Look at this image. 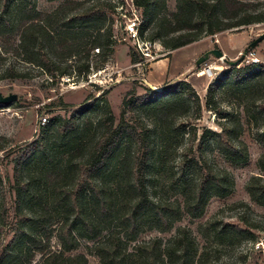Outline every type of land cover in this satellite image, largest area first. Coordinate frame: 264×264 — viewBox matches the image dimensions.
Wrapping results in <instances>:
<instances>
[{"label": "rangeland", "instance_id": "obj_1", "mask_svg": "<svg viewBox=\"0 0 264 264\" xmlns=\"http://www.w3.org/2000/svg\"><path fill=\"white\" fill-rule=\"evenodd\" d=\"M155 1L157 12L162 15L177 10L178 0ZM247 1L260 2L264 6V0ZM133 4V0H0V9L5 8L13 21L12 27L0 31V91L3 95L18 94V100L11 105H0V148L6 147L0 150V173L4 187L12 191L8 198V222L17 221L14 215L16 160L28 143L41 140L43 147L37 148L33 160L23 163L22 177L29 187L23 193L22 210L31 219L44 214L51 227L42 232L43 245L39 246L30 264H39L43 254L60 249L57 229L66 218L73 217L74 210L67 202L63 207H55L53 202L58 194L55 185L72 187L75 184L77 164L84 161L106 131L108 107L115 127L124 117L129 123L150 128L153 156L145 170L148 193L155 201H172L181 206L185 199L169 179L181 172L183 153L199 158L203 132L206 129L221 132L222 126L230 124L232 140L247 144L248 162L229 160L215 138L208 141L204 154L209 167L233 176V192L210 198L201 216L193 217L185 212L170 231L148 230L138 236V241L161 237L166 242L180 227H187L196 238L200 257L205 254L204 264H264V206L253 201L247 189L253 176H264L259 167L264 153V146L258 140V135L264 134V114L258 108L260 95L249 89L243 79L219 81L225 71L231 69L229 61H235L236 67H245L255 62L254 59L264 64V40L246 52L249 44L264 33V22L205 36L200 42L176 52L177 61L199 50L198 59L213 49L225 54V59L210 54L193 70L199 73L209 64H215L217 69L213 76L201 72L199 75L203 76L196 86L188 81L201 100L200 111L191 103L194 97L181 84L180 78L167 81L162 88L153 89L140 83L150 64L164 57L170 49L158 40L151 46L154 58H146L133 45V39L123 35L119 28L123 16L136 14L141 24L143 22V9L132 8ZM93 5L102 8L114 5V8L90 19L81 16ZM157 19L153 16L145 36L154 32ZM34 24L41 28H34ZM83 27H90L89 33L93 35L83 37ZM109 27L112 28V52L108 61L101 65ZM35 35L56 61V75L48 74L33 62L37 59L31 43ZM22 39L26 41L23 48L19 47ZM134 60L141 62L136 65ZM85 62L92 66L90 72L80 70ZM61 71H66L64 76L59 74ZM176 85H179L175 90L176 100L162 105V98L156 93ZM128 92L131 94L126 97ZM45 115L48 122L41 126L40 118ZM56 116L62 118L63 126L48 125ZM128 147L121 144L112 155L114 165L117 163L126 170L130 167L126 161ZM189 185L191 192L194 183ZM211 223L214 225L210 228ZM228 225V230L217 233ZM86 233L77 231L80 245L72 253L86 256L91 264H100L93 248L105 241L106 232L94 239L86 237ZM13 235L9 230L3 242H10Z\"/></svg>", "mask_w": 264, "mask_h": 264}, {"label": "trees", "instance_id": "obj_2", "mask_svg": "<svg viewBox=\"0 0 264 264\" xmlns=\"http://www.w3.org/2000/svg\"><path fill=\"white\" fill-rule=\"evenodd\" d=\"M133 3L144 12L143 22L139 28L141 37L152 43L160 40L170 49L169 51L197 42L208 35L264 22V6L260 2L247 0H178L177 10L163 15L157 12L155 0H133ZM113 8L114 5L104 8L93 5L81 16L90 19L105 15ZM31 9L34 10L33 7ZM5 10V8L0 9V31L13 25ZM153 16L158 17L157 27L153 33L145 36L146 27L153 20ZM33 27L37 29L40 26L34 24ZM83 29L85 30L81 33L83 37L93 35L89 33L90 27ZM107 30L101 65L108 61L112 52L110 49L112 28L109 27ZM33 37L32 48L37 55V59L33 62L48 74L56 75L58 70L56 61L39 36ZM25 42V39H22L19 47L23 48ZM139 62L141 61L134 60V64ZM229 62L231 69H227L219 81L229 78L243 79L249 89H254L260 95L258 108L264 114V64L253 62L245 67H236L231 61ZM91 68L90 63L85 62L80 70L90 72ZM255 69L258 71L256 72ZM65 73L66 71H61L59 74L64 76ZM181 84L190 92V96L194 97L191 103L196 104L201 111V100L194 87L187 80H182ZM178 87L179 85H176L156 93L162 98V105H169L176 100L175 90ZM212 87L211 85L210 88ZM130 94L131 92H128L126 97ZM140 99L145 100V98ZM124 103L126 104L127 101L125 100ZM63 106L70 105L63 104ZM105 121H108L105 133L94 149L83 159L84 161L77 164L75 184L72 187L55 185V192L58 193L53 202L55 207H63L67 202L74 210V215L72 218H66L57 229L60 249L43 254L39 264H91L86 256L72 253L80 245L78 230L86 231V237L89 239L106 232L105 241L97 243L93 248L100 264H204L205 254L200 257L196 238L187 227H180L177 234L166 242L161 237L138 241V236L154 229L162 232L170 231L174 224L182 219L185 212L193 217L201 216L210 198L230 195L234 186L233 176L227 171L217 172L208 166L204 154L205 146L209 140L215 138L229 160L247 163L249 160L247 144L244 142L237 144L232 140L233 127L230 124L222 126L221 132L206 129L200 137V157L191 158L187 152L183 153L181 172L177 174L178 176L169 179L170 184L185 199L184 205L181 206L172 201H155L148 193L145 185V170L153 156L150 128L146 125L140 127L129 123L124 117L115 127L114 116L109 107ZM54 123L63 126L60 116L54 117L48 125ZM258 140L264 146V134H259ZM121 144L129 145L126 161H129L130 167L127 170L117 163L114 165L112 159V155ZM38 147H43L41 140L31 141L20 151L16 160L17 206L14 215L17 221L14 223L8 222V198L12 191L4 187L5 181L0 173L2 193L0 264H30L39 246L43 245L45 237L42 232L51 227L44 214L31 219L22 210L23 193L29 187L22 177L23 163L33 160ZM4 149L6 147L0 148V150ZM71 161L72 158L69 156L68 162ZM259 167L264 175V153L259 159ZM190 182L194 183L191 192ZM247 189L252 200L264 206V176H253ZM213 225L211 223L209 227ZM228 227L230 226L222 227L217 233L225 232ZM231 227L242 232L237 227ZM9 230L14 235L12 240L5 244L3 240Z\"/></svg>", "mask_w": 264, "mask_h": 264}, {"label": "crops", "instance_id": "obj_3", "mask_svg": "<svg viewBox=\"0 0 264 264\" xmlns=\"http://www.w3.org/2000/svg\"><path fill=\"white\" fill-rule=\"evenodd\" d=\"M188 45L173 51H168V53L161 59L154 60L150 64L147 72L143 74V78L141 79L142 81L140 83L150 88H162L167 81L180 78L181 80H187L191 82L193 86H196L198 80H200V78L203 76L193 72L194 68H198L196 61L200 55V50L196 52L194 51L193 53L189 52V55L185 54L184 59H178L180 62H178L175 57L177 51L187 47ZM194 76L195 78H193Z\"/></svg>", "mask_w": 264, "mask_h": 264}, {"label": "built area", "instance_id": "obj_4", "mask_svg": "<svg viewBox=\"0 0 264 264\" xmlns=\"http://www.w3.org/2000/svg\"><path fill=\"white\" fill-rule=\"evenodd\" d=\"M134 5V4H133ZM131 5L132 8H135L136 10L141 9L140 7L136 5ZM141 20L140 18L134 14V16H123L121 18L120 22V30L122 31L123 35L132 38L133 39V45L146 57V58H154L153 51L151 49L152 42L144 40L140 33ZM255 62H259L257 59H254ZM217 69V66L215 64H209L206 68H204L202 71L207 76H213L214 70ZM48 122V117L45 115L40 118V125L44 126Z\"/></svg>", "mask_w": 264, "mask_h": 264}, {"label": "water", "instance_id": "obj_5", "mask_svg": "<svg viewBox=\"0 0 264 264\" xmlns=\"http://www.w3.org/2000/svg\"><path fill=\"white\" fill-rule=\"evenodd\" d=\"M263 40H264V33H262L258 38H256L253 42L249 44L248 49H246V52L257 47V45L261 43ZM210 54H213L218 58L225 59V54L220 49H213L211 51L206 52L205 55H203L196 61L197 67L203 62H205L209 58ZM231 63L234 64L235 61H231ZM17 100H18V94L10 93L9 95H3L2 92L0 91V105L9 106Z\"/></svg>", "mask_w": 264, "mask_h": 264}, {"label": "bare ground", "instance_id": "obj_6", "mask_svg": "<svg viewBox=\"0 0 264 264\" xmlns=\"http://www.w3.org/2000/svg\"><path fill=\"white\" fill-rule=\"evenodd\" d=\"M201 72H202V74L204 75V72H203V71H201ZM201 72H199L198 75H199Z\"/></svg>", "mask_w": 264, "mask_h": 264}]
</instances>
